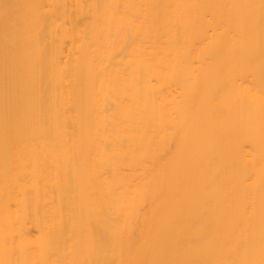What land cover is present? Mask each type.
Masks as SVG:
<instances>
[{
  "label": "bare ground",
  "instance_id": "6f19581e",
  "mask_svg": "<svg viewBox=\"0 0 264 264\" xmlns=\"http://www.w3.org/2000/svg\"><path fill=\"white\" fill-rule=\"evenodd\" d=\"M0 264H264V0H0Z\"/></svg>",
  "mask_w": 264,
  "mask_h": 264
}]
</instances>
